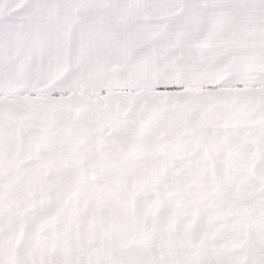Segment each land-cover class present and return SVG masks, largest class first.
<instances>
[{
	"label": "snow or ice",
	"instance_id": "1",
	"mask_svg": "<svg viewBox=\"0 0 264 264\" xmlns=\"http://www.w3.org/2000/svg\"><path fill=\"white\" fill-rule=\"evenodd\" d=\"M0 264H264V0H0Z\"/></svg>",
	"mask_w": 264,
	"mask_h": 264
}]
</instances>
